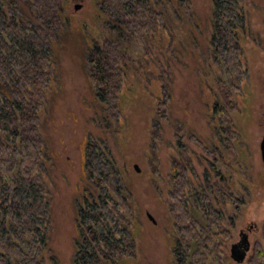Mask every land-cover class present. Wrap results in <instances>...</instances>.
Instances as JSON below:
<instances>
[{"label":"trees","instance_id":"obj_1","mask_svg":"<svg viewBox=\"0 0 264 264\" xmlns=\"http://www.w3.org/2000/svg\"><path fill=\"white\" fill-rule=\"evenodd\" d=\"M169 2L97 1L110 35L102 43L95 40L89 48L87 68L95 98L106 113L102 126L107 131L114 132L122 118L120 94L132 59L124 43L134 41L145 46L152 28L172 20ZM245 2L212 0L209 34L210 53L228 79H218L221 88L211 109L215 134L223 147L216 148L225 152V145L233 156L235 140L240 138L233 118L239 110L235 96L242 80L248 77L243 47L249 30ZM64 3L65 0H0V264H48L51 201L44 183L46 144L40 114L54 79L53 48L68 22L63 16ZM179 5L184 15H194L191 0H179ZM170 101L169 92L163 89L152 125L153 154L169 120ZM184 133V127L178 125V155L171 164L169 191L175 264H215L216 259L224 264L234 236L233 224L223 226L225 216L215 200L231 203L236 210L241 200L228 184L222 187L210 178H206L207 187L202 191L189 194L190 173L195 174V168L183 149ZM189 139L206 148L201 140L193 136ZM210 150L212 161L204 158L208 170L215 179L224 181L223 171L216 168L223 153ZM82 162L73 264H119L137 258L138 243L129 222L134 193L108 141L89 136L82 149ZM246 264H264V247L259 241H255Z\"/></svg>","mask_w":264,"mask_h":264},{"label":"rangeland","instance_id":"obj_2","mask_svg":"<svg viewBox=\"0 0 264 264\" xmlns=\"http://www.w3.org/2000/svg\"><path fill=\"white\" fill-rule=\"evenodd\" d=\"M97 1L65 0L63 16L68 22L53 48L54 79L40 114L46 144L44 183L51 201L48 264H73L77 188L83 175L82 149L89 136L108 141L134 193L129 222L138 242V255L135 260L119 264H175L169 191L171 164L178 155V125L185 129L183 149L195 168V174L190 173L189 194L207 187L206 178L222 187L224 184L232 187V193L241 200L240 209L220 198L215 200L225 216L223 226L233 224L234 239L228 244V250L240 241L239 234L244 232L249 234L251 255L256 240L264 246V166L260 151L264 134V0L245 2L249 30L243 47L248 77L239 87L250 85L256 101L250 118H246V110L245 113L237 111L233 116L236 130L243 135L237 141L238 155L233 170L231 161L235 157L229 154L227 146L224 145L225 152L221 150L211 117L221 88L218 79L228 80L210 53L212 0H191L194 15L189 17L184 15L179 0H171L168 12L172 20L165 25L159 22L152 28L145 46L134 41L124 43L132 59L120 94L121 123L114 132L102 126L106 113L97 102L88 78L89 48L95 40L102 43L110 35ZM76 5H81L80 10L75 11ZM163 89L171 97L169 120L153 154L152 125ZM238 96L241 103L243 98ZM189 136L204 142L206 148L202 149ZM208 147L223 153L216 168L223 171L224 181L215 179L208 170L207 160L210 163L213 157ZM191 209L202 221L193 204ZM225 264L232 263L227 260Z\"/></svg>","mask_w":264,"mask_h":264},{"label":"flooded vegetation","instance_id":"obj_3","mask_svg":"<svg viewBox=\"0 0 264 264\" xmlns=\"http://www.w3.org/2000/svg\"><path fill=\"white\" fill-rule=\"evenodd\" d=\"M81 6V5H80ZM76 7V6H75ZM80 10V9H79ZM76 11V10H75ZM250 85H248L247 87H243V88H241V89H239L238 90V93H237V95L235 96V98H236V103L238 104V106H239V110L238 111H241V112H243V110H244V113H245V110H246V118L247 117H249L250 118V113H251V109H253V106H254V102L256 101V97H254V92H253V88H251V87H249ZM241 95L242 97L241 98H243V101L241 102V103H239V96L238 95ZM263 115H264V112H263ZM234 124H235V122H234ZM235 128L237 129V125L235 124ZM238 131V130H237ZM239 132V131H238ZM241 136H240V138H243V135L242 134H240ZM263 137H264V134H263V136H262V140H263ZM262 140H261V142H262ZM237 141H238V139L237 140H235V143H234V145H235V150H234V157H235V159H234V161H231V169L233 170V168H234V165H233V163L237 160V155H238V149H237ZM261 142H260V151H261ZM246 149V148H245ZM247 150H248V145H247ZM261 158H262V152H261ZM262 162H263V158H262ZM263 166H264V162H263ZM172 175V174H171ZM229 177H230V175H229ZM263 183H264V173H263ZM230 187V186H229ZM230 189H232V187L230 188ZM233 191V190H232ZM170 202V201H169ZM148 217H149V219L151 220V221H153L154 223H155V220H154V218L152 217V215H150V214H148ZM230 223V222H229ZM76 228V227H75ZM232 232H233V229H232ZM233 235H234V233H233ZM239 236H240V241L238 242V243H234V244H232L231 245V247H230V250H228V247H227V254H228V256H227V258H226V260H224V264H225V262L228 260V261H231V263L232 264H237L235 261H234V259L232 258V251H231V249H232V247L235 245V244H239V246L241 247V249H245L246 247H249V251L247 252V257H246V260H245V262L243 263V264H246L247 263V261L249 260V256H251L249 253H250V251H251V243L249 242V239H248V236H249V234H246V233H244V232H241L240 234H239ZM233 239H234V236H233ZM232 239V240H233ZM231 240V241H232ZM230 241V242H231ZM256 241H258V240H256ZM138 243V242H137ZM262 244V243H261ZM264 247V246H263ZM254 248H255V242H254V244H253V247H252V249H253V251L251 252V254L254 252ZM75 254V253H74ZM248 254H249V256H248ZM135 259H137V258H135ZM135 259H133V260H135ZM214 260V259H213ZM135 264H138V263H135ZM216 264H223V263H220V262H218L217 261V259H216Z\"/></svg>","mask_w":264,"mask_h":264},{"label":"water","instance_id":"obj_4","mask_svg":"<svg viewBox=\"0 0 264 264\" xmlns=\"http://www.w3.org/2000/svg\"><path fill=\"white\" fill-rule=\"evenodd\" d=\"M81 8L80 5H76L75 10L78 11ZM261 152H262V158L264 162V137L261 142ZM136 169L138 170V167L136 166ZM232 258L237 264H243L247 257V252L249 251V247H246L245 249H241L239 244H235L232 249Z\"/></svg>","mask_w":264,"mask_h":264}]
</instances>
